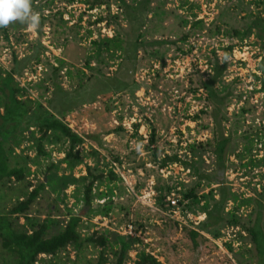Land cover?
I'll use <instances>...</instances> for the list:
<instances>
[{"label":"rangeland","instance_id":"1","mask_svg":"<svg viewBox=\"0 0 264 264\" xmlns=\"http://www.w3.org/2000/svg\"><path fill=\"white\" fill-rule=\"evenodd\" d=\"M94 1L31 0L32 9L40 15L38 27L13 21L0 28V70L3 74L22 70L15 81L24 90L21 100L31 108L22 126L4 145L9 169H22L23 180L5 178L0 184V215L44 184L29 218L66 221L78 215L83 237L96 234L109 242L104 250L90 245L80 256L69 247L57 260L67 262L69 254L70 260L76 262L67 264H99L104 251L107 261L102 264H114L118 239L129 237L141 243L130 252L127 264H135L137 253L142 251L163 264H193V243L182 227L198 231L206 216L195 199L186 201L184 196L194 188L197 198H203L218 187L207 186L208 181L199 179L200 175L219 172L214 145H207L212 140L213 119L201 113L208 103L199 86L210 78L215 63L221 68L227 66L217 86L224 89L222 95L227 98L222 125L226 136L232 138L226 151V170L218 180L238 195L239 201L260 200L263 193L264 167L246 164L252 158L264 157V93L257 92L264 80V26L253 28L244 40L229 36V31L244 30L257 16L264 19V0H258L262 3L259 8L247 5V9L237 10L239 0H166L164 5L154 1L142 30L146 53H139L135 73V83L141 88L134 93L113 90L122 52L109 53L103 47L105 39L116 36L126 42L130 26L114 0L110 9H92ZM159 6L165 12L161 16L155 15ZM251 11L253 15L247 18ZM195 15L205 23V30L181 41L191 31ZM99 18L105 21L97 24ZM184 20L190 24L184 27ZM216 26L228 35L211 36L209 29L214 31ZM94 41H101L102 55H98ZM156 42L166 45H155ZM41 46L36 60L34 52ZM231 46L229 54L226 49ZM54 83L63 89L58 94L61 102L67 105L71 97L72 105L62 103L63 116L49 109L55 98ZM105 90L111 93L108 99L101 95ZM107 109L111 112L105 114ZM196 116L198 121H194ZM54 120L84 140L75 149L78 163L67 157L70 142L66 136L54 131L46 133V123ZM152 132L155 140L149 142ZM193 144L195 153L188 149ZM199 144L203 145L198 147ZM176 154L181 161H195L198 173L182 164L160 168L165 157ZM110 171L122 182L114 183ZM93 176H102L97 185L102 181L117 187L110 204L113 210L108 215L90 213L84 206V185ZM74 179L79 183H73ZM105 184L99 191H106ZM170 186L175 187L167 196L170 207L162 210L159 191L167 194ZM173 200L176 206L171 204ZM253 201L236 212L240 225L232 227L224 221L201 233L208 242L198 264H257L250 238L241 231L255 217ZM105 202L109 199H95L94 208L102 210ZM15 221L18 227L26 224L22 216ZM169 221L172 228L167 227ZM9 263L12 258L0 241V264Z\"/></svg>","mask_w":264,"mask_h":264},{"label":"trees","instance_id":"2","mask_svg":"<svg viewBox=\"0 0 264 264\" xmlns=\"http://www.w3.org/2000/svg\"><path fill=\"white\" fill-rule=\"evenodd\" d=\"M112 0H95L92 3V9L94 7L106 6L110 9ZM118 3L120 9L125 15V19L130 26V33L126 42H123L116 37L107 38L103 42V47H106L107 52H122V60L118 65V69L115 73L116 84L113 83V90H117L119 93L130 92L134 93L135 90L140 89L141 85H136L135 83V73L137 71L138 64V55L141 51L146 53L144 48L145 43L143 41V28L147 24V14L150 11L149 8L154 1H161V4H165L166 0H135V4L129 5L126 0H114ZM187 1V0H186ZM240 6L235 7L247 9V5L255 8H259L262 3L258 0H239ZM249 12L246 14L247 18H250L253 14ZM154 13V12H153ZM165 12L161 9V6L158 7L155 15H163ZM118 18V17H117ZM194 18L196 20L191 23V31L188 34H185L181 41L186 42L189 38L197 33V31L205 30V23L202 20H197V16ZM104 18L97 19L96 23H103ZM190 24L189 20H184V27ZM264 19L257 16L255 19L248 23L247 27L240 31L234 30L229 31V36L238 37L240 40L249 38L250 34L253 31V28L263 27ZM2 29V28H1ZM4 29V27H3ZM264 31V29H263ZM210 35L213 37L218 36L221 33L228 32L222 30L221 27L216 26L214 31L209 29ZM94 45L98 47V55L101 53V41L93 42ZM155 45L165 44L166 42H156ZM42 49L37 48L34 52L33 58L36 60L39 59L38 50ZM145 49V50H144ZM233 51V46L226 49V52L231 54ZM155 55L157 53H154ZM216 54V52H214ZM29 60V59H28ZM26 60V62L28 61ZM163 58L161 57V61ZM38 63V62H37ZM24 66H26L24 64ZM227 69L225 65L223 68L219 67L217 63L211 66V71L213 72L210 78L205 82H200L199 86L206 93L205 101L208 105L206 110H201V113H207L213 119V124L211 127L212 140L207 143V145H214V153L216 161L219 167L218 174L214 175H200L199 179L208 181L207 186L217 185L215 189H211L208 196L203 198H197L195 189H191L185 193L184 200L191 201L195 199V202L201 207V212L206 216L204 221L198 226V231L189 229L187 227H182V232L185 233L190 241L193 243L194 249V260L193 264H198L199 259L203 253V246L208 242V239L205 238L201 233L211 231L215 227L221 225L224 221L228 225L236 226L240 225V220L236 216V212L244 205L251 204L253 199H247L245 201H239L238 195L232 194L223 182H220L219 177L220 173H224L226 170L225 157L226 151L229 147L232 138L225 134V129L222 124L225 120L222 116V111L226 108V97L222 95L224 89H220L217 85L220 84V79L223 78V71ZM59 70L56 68L54 70V75L57 76ZM22 73V70H13L11 72L2 73L0 70V184L3 183L4 179H11L15 177L18 181L23 180V170L22 169H9L8 167V157L4 148L9 137L15 134L19 128L22 126L23 122L30 113V107L26 102L21 100V95L24 92L23 89L19 88L16 84L15 77L19 76ZM5 75V76H4ZM261 88L257 92L264 93V80H261ZM54 100H51L50 110L53 111V114L58 116H63L64 111L61 109L66 103L60 101L58 97L59 93L63 92V89L58 86L57 83H54ZM227 89V88H226ZM225 89V90H226ZM198 90V89H197ZM103 98H110L111 93L108 90H105L101 93ZM68 97V96H67ZM69 98V97H68ZM71 97L68 99L67 105H72ZM58 102V103H57ZM64 105H63V104ZM111 112L110 109L106 110ZM194 121H198V116L194 118ZM139 128V126H135ZM59 132L60 134L66 136L70 142V149L68 153V158L75 161V164L79 162V154L75 152L76 147L84 143V140L78 135L74 134L70 128L63 125L60 121L54 120L46 123V133L49 132ZM155 133L152 132L151 140L149 142H154ZM96 142V141H95ZM203 144H199L198 147ZM252 145V144H251ZM250 148V147H249ZM248 148V149H249ZM192 153H195V146L190 145L189 148ZM182 164L187 168L195 169V161L192 163H187L181 161L178 155L167 156L161 163V169H167L170 165ZM247 167H264V157L260 160H254L253 158L249 160L246 164ZM110 177L114 178L115 182H122V179L110 171ZM198 175V174H197ZM102 176H93V180L84 185L83 201L84 206L89 208L90 213H102L108 215L109 212L113 210L110 208V204H113L112 198L116 195L115 190L116 186L111 184L102 183V181L97 185L98 181ZM264 178V177H263ZM71 183V182H70ZM73 183H79L76 179L73 180ZM105 184L106 191L101 192L99 188ZM44 184L39 185L35 190L27 195L24 200H18L17 204L12 206L8 211L2 212L0 215V241L1 246L5 252L12 258V264H67L68 262L75 263L76 261L70 260V255H67V262H62L57 260V257L67 251L69 247L73 248L77 256H80L83 251L88 246L101 247L103 250L107 248L108 241L105 236H96L92 234L87 237H83L81 233V223L82 219L78 215H72L66 221H61L59 219L49 217L45 220L29 218V211L31 210L32 205L38 199L40 193L44 191ZM95 188L96 191H95ZM175 187L170 186L167 190V194H164L161 189L159 191L158 203L159 207L162 210H166L170 207V202L167 201V196ZM95 191V193H94ZM76 200L79 202V195H74ZM109 199V202H105L102 210L95 209L94 200L95 199ZM255 202V217L250 221L247 227H242V235H248L250 238V244L254 247L256 256L258 258L257 264H264V187L263 193L260 200H254ZM232 203L233 208L228 210V205ZM4 211V210H3ZM20 216L24 217L26 224L21 227L17 226V218ZM228 219L227 220H225ZM168 228H172L171 221L168 223ZM238 236L241 238L242 236ZM118 251L114 253L115 263L114 264H127L130 260V252L134 250L135 245L141 243V240L138 238H129L122 237L118 239ZM249 253L251 251L247 250ZM45 256V257H42ZM104 251L100 255V263L106 262ZM10 264V263H9ZM135 264H163L155 256L146 253L145 251L137 253V260ZM239 264H244L242 261Z\"/></svg>","mask_w":264,"mask_h":264},{"label":"clouds","instance_id":"3","mask_svg":"<svg viewBox=\"0 0 264 264\" xmlns=\"http://www.w3.org/2000/svg\"><path fill=\"white\" fill-rule=\"evenodd\" d=\"M17 21L29 28L40 24V15L31 6V0H0V28Z\"/></svg>","mask_w":264,"mask_h":264},{"label":"built area","instance_id":"4","mask_svg":"<svg viewBox=\"0 0 264 264\" xmlns=\"http://www.w3.org/2000/svg\"><path fill=\"white\" fill-rule=\"evenodd\" d=\"M171 204L173 205V206H176L177 205V202L176 201H171Z\"/></svg>","mask_w":264,"mask_h":264}]
</instances>
